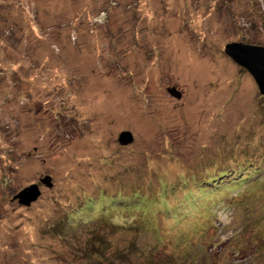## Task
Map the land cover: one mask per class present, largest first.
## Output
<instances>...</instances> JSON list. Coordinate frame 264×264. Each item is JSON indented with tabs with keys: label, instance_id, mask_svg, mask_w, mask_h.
I'll return each mask as SVG.
<instances>
[{
	"label": "rangeland",
	"instance_id": "obj_1",
	"mask_svg": "<svg viewBox=\"0 0 264 264\" xmlns=\"http://www.w3.org/2000/svg\"><path fill=\"white\" fill-rule=\"evenodd\" d=\"M231 42L264 47V0H0V264H264V99Z\"/></svg>",
	"mask_w": 264,
	"mask_h": 264
},
{
	"label": "water",
	"instance_id": "obj_2",
	"mask_svg": "<svg viewBox=\"0 0 264 264\" xmlns=\"http://www.w3.org/2000/svg\"><path fill=\"white\" fill-rule=\"evenodd\" d=\"M224 53L238 66L245 68L255 81L260 95L264 99V47L243 44L240 42H231L224 46ZM168 93L180 99L181 94L174 88H168ZM133 142V135L129 131H123L118 135V143L121 146H127ZM40 182L47 187H51L49 177H44ZM40 196L39 187L36 184L24 188L16 194L14 199L18 205H30Z\"/></svg>",
	"mask_w": 264,
	"mask_h": 264
},
{
	"label": "trees",
	"instance_id": "obj_3",
	"mask_svg": "<svg viewBox=\"0 0 264 264\" xmlns=\"http://www.w3.org/2000/svg\"><path fill=\"white\" fill-rule=\"evenodd\" d=\"M205 188H204V191H209V192H212L213 191V187H215L216 188V186H212V185H210V184H206V183H204V185H203ZM136 195H137V193H136ZM144 197V196H143ZM145 198V197H144ZM133 199H135V202H137L138 204V206L140 205V204H143V203H146V202H148V203H153L152 202V200H150V199H152V197H150L149 196V198H148V200L147 201H145V200H143V198H142V196L140 197V198H136V197H132V199L131 200H133ZM131 200H129V202L127 203V204H125L124 203V199H121V198H119V199H116V200H109L110 201V205H108V206H106V207H104L103 209H102V214H104L105 213V211H110V210H115L116 212H125V210H128V208H129V206L131 205L132 207H136V205L135 204H133L132 202H131ZM91 206H93L92 204L90 205V206H86L87 207V209H89ZM92 208V207H91ZM90 208V209H91ZM104 210V211H103ZM101 218V217H100ZM103 219H101V221H102Z\"/></svg>",
	"mask_w": 264,
	"mask_h": 264
}]
</instances>
